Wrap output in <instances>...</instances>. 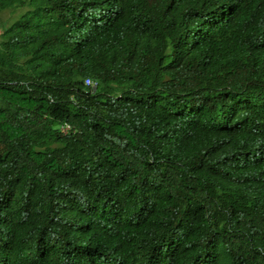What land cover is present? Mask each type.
Instances as JSON below:
<instances>
[{
  "label": "trees",
  "instance_id": "trees-1",
  "mask_svg": "<svg viewBox=\"0 0 264 264\" xmlns=\"http://www.w3.org/2000/svg\"><path fill=\"white\" fill-rule=\"evenodd\" d=\"M6 8L0 264H264V0Z\"/></svg>",
  "mask_w": 264,
  "mask_h": 264
},
{
  "label": "rangeland",
  "instance_id": "rangeland-1",
  "mask_svg": "<svg viewBox=\"0 0 264 264\" xmlns=\"http://www.w3.org/2000/svg\"><path fill=\"white\" fill-rule=\"evenodd\" d=\"M19 9L12 10L10 8L3 9L0 12V22H3L4 24L12 21L15 19L19 13Z\"/></svg>",
  "mask_w": 264,
  "mask_h": 264
},
{
  "label": "built area",
  "instance_id": "built-area-1",
  "mask_svg": "<svg viewBox=\"0 0 264 264\" xmlns=\"http://www.w3.org/2000/svg\"><path fill=\"white\" fill-rule=\"evenodd\" d=\"M84 82L86 84H92V86H95V82H93L89 77H86L85 80H84Z\"/></svg>",
  "mask_w": 264,
  "mask_h": 264
}]
</instances>
